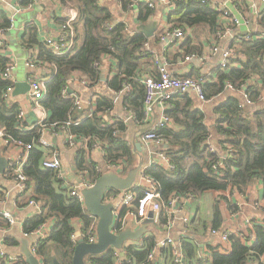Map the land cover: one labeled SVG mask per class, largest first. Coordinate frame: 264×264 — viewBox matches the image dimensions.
<instances>
[{
	"label": "trees",
	"instance_id": "16d2710c",
	"mask_svg": "<svg viewBox=\"0 0 264 264\" xmlns=\"http://www.w3.org/2000/svg\"><path fill=\"white\" fill-rule=\"evenodd\" d=\"M56 1L77 12L72 21L75 32L72 49L63 55L53 53L39 39L37 26L33 22L25 23L19 39L21 47L28 52L34 51L31 56H36H33L35 65H48L52 69L46 83V95L41 101L48 118L27 131L19 129L23 124L17 118L19 105L14 101L9 104L5 102L2 92L7 82L0 77V129H3V137L9 141L8 145L17 142L36 145L43 129L57 130L69 123L67 128L71 134L81 138L90 137V141L95 140L101 145L104 151L102 162H120L121 174L124 175L136 166L137 148L124 139L127 126L123 120L113 119L109 122L104 118L103 115L113 109L111 98L100 94L91 106L77 108L73 97L69 93L65 97L63 90L71 89L73 81L70 78L74 73L80 74L88 87L97 85L101 79L103 58L107 56L116 70L115 75L107 79L108 88L119 92L129 84L130 90L122 94L123 104L131 111L133 120L143 122L144 87L140 73L149 71L150 75L157 77L154 53L143 49V46L149 40L158 41L159 36L147 38L136 29V23L127 22L123 17L136 12L137 21L145 23L154 16L156 8L149 7L144 1L137 2L133 7L132 0H112L120 9L119 18L110 1ZM33 4L34 0H19L23 8ZM166 13L170 25L167 30L182 28L184 34L188 33L179 47L180 57L190 53L201 54V44L190 43L193 39L191 33H195L196 26L204 25L213 37L222 28L220 12L195 0H178ZM66 19L59 21L62 24ZM257 21L264 27V12L258 15ZM11 24L8 13L0 10V32H6ZM234 44H237V52L244 58L232 61L225 68L215 67L203 75L206 80L202 86L203 93L212 99L211 103L199 107L194 97L185 93L173 96L164 111L176 127L165 123L156 133L164 139V152L172 168L152 163L142 170L143 175L156 181L162 205L167 203L171 194L179 197L190 194L194 198L206 191L236 190L246 194L256 182L261 183L264 197V105H260L259 101L260 93L264 90V37L242 39ZM8 60L0 54V72ZM226 84H230L232 89H227ZM242 91L255 108L242 104ZM212 132L217 136L215 145L217 150L224 153L223 157L217 150L211 152L209 149L208 140ZM1 149L5 150L4 147ZM43 154L41 147H32L23 166L27 187L32 189L28 199L40 201L42 211L24 219L22 229L30 233L50 221V233L37 242L36 256L42 264H53V257L61 264H71L76 244L71 238L72 234L79 231L86 241L89 230L96 226V219L86 211L83 202L69 197L65 189H61L62 181L53 170L41 167ZM219 161L222 166L213 169L212 165ZM75 164L92 183L102 174L97 171L98 164L91 161L84 151L77 152ZM131 190L137 195L141 194L139 188L133 187ZM221 199L226 197L220 195L214 200L211 230L221 229ZM227 203L230 211L236 210L234 205ZM166 221L165 208L162 207L157 222L164 224ZM203 226L206 227L205 222ZM0 227H8L1 215ZM250 235H253V239L248 243ZM227 240L230 244L228 251L220 252L218 247H214L210 249V255L204 257L198 253L197 244L183 236L179 239L182 260L175 262L171 251L163 249V256L168 257L165 264H264V219L251 221L245 239L232 232L228 233ZM155 242L154 236H148L140 247H125L120 264H146ZM0 264L8 263L0 259ZM15 264L26 263L19 260ZM85 264H117L114 250L89 255L85 257Z\"/></svg>",
	"mask_w": 264,
	"mask_h": 264
},
{
	"label": "crops",
	"instance_id": "0c3cea01",
	"mask_svg": "<svg viewBox=\"0 0 264 264\" xmlns=\"http://www.w3.org/2000/svg\"><path fill=\"white\" fill-rule=\"evenodd\" d=\"M106 1H110L112 3L113 8L116 10V16L120 18V9L116 7L112 0ZM223 1L224 0H213V2L208 6L213 8L215 4H220ZM230 1L232 4L229 8L232 14L236 17H239V19L245 17V19L248 20L247 25L241 24L236 28V30L240 33H254L259 31L261 25L258 24L257 18L262 12V0H254L256 3L254 4V8L248 5L249 2L247 0ZM35 5L42 9L40 14L41 19L39 21L27 20L22 22L17 31L18 42L21 34L23 33L24 25L27 22H33L36 24L38 37L41 41L45 37H56L60 26L59 19L65 17L68 18L75 11L72 8L62 6L56 0L38 1L37 3L24 8L21 7L16 0H7L3 4L0 3V10H5L12 20L11 28L5 32L4 48L0 54L4 55L9 60L11 58L15 59L17 63L16 67L13 69V78L15 83H28V79L31 76H44L50 78L52 75V69L48 65H39L40 67L38 66L34 68H28L26 66L27 70L26 73H24V78H18L15 71L17 70L19 64L16 57L9 49V33L14 28L15 17L17 13L30 10ZM161 6L162 5L160 4L156 6L154 16L147 21L149 22L152 19L157 21V28L152 37L157 35L160 36L163 30H167L170 27V25L167 23V11L162 9ZM136 17V12H134L132 15L124 16L123 19H125L127 22L129 20L133 24L136 23V26L140 23H143L137 21ZM195 30V33H191L193 39L190 40V43L196 45L201 44V54L205 56V60L203 62L195 59L191 61H183L182 57L179 56L178 52L181 51L179 47H181V45L185 42L188 34L187 32L184 34V38L170 39L168 42L165 41V45L160 42V39H158V41L152 39L148 42L150 51L154 53V58H161V61L167 65L169 72L173 75L191 76L195 78L198 76H203L206 73L213 71V68L218 67V53H210V45L213 42L214 37L210 35L209 31L206 30L204 25L200 24L196 26ZM232 43L233 38L230 36H225L219 39L218 47L224 48L226 46H231ZM30 52L31 55L34 53L33 50H30ZM30 52H27L28 56H30ZM33 56H35V54ZM148 70H150V68H148ZM115 71L116 70L113 67V63L109 60V57L106 56L103 58V68L100 82L93 87H88L87 85L80 82L79 79L82 78V76H80L78 73H75V79L72 80L73 82L71 84V91L72 93L75 92L79 96L82 107H88V105L91 106L90 104H92L100 94L107 95L111 98L113 102V109L110 112L105 113L103 116L109 122H112L113 119L123 120L127 126V129L123 134L124 139L135 146L136 143H139V149L136 151V165L141 163L142 171L144 168L152 164V162L155 160V153L157 151L154 145L146 143L142 140V135L160 121L162 115L161 107L157 105L151 115L143 122H136L133 120L131 111L127 110L123 104L122 94L120 92H114L107 86V79L112 78L115 75ZM148 72L149 71L140 74H149ZM27 91L19 94L18 96H13L12 92L11 97V102H16L19 105V110H22L24 113L23 127L25 131L31 129L35 124H39L42 112L40 108H36L33 103L29 102L26 97ZM186 93H189L194 97L195 104L197 106L205 107V105L199 101L192 91H188ZM241 100L242 104H245L242 96ZM259 101L260 105H264V95ZM252 106L255 108L254 104ZM166 124L170 127H176L173 123H171L170 119ZM21 130L24 131L23 129ZM0 131H3V129H0ZM42 131L43 137L52 143V150L54 153H56L61 161V172L64 175V179L61 180V189H65L66 187H77L83 183V181H89L87 175L81 173L76 167L75 163L78 151L81 150L86 152L87 157L97 164L103 163V155L98 147H91L90 150H87L85 141H80V139L75 141L73 138L68 141L66 132L62 130L57 132V135L55 136H52L50 133H48V129H43ZM2 139H0V158L6 160V163L19 154H22L24 151L22 147L14 143L5 145ZM216 140L217 136L214 132H212V137L209 138L208 145L215 150H217L215 145ZM2 147H4L5 150H2ZM217 152L221 157L224 156V153L220 150H217ZM138 181L139 178L136 180V183ZM31 190V187L28 186L24 193L18 191L15 182L11 179H5L3 177V172L0 173V211L10 212L15 219V223L9 227L3 237L0 236V239L2 238L0 246L6 255L19 259L21 258L22 260H24L23 248L30 249L32 243L37 240V236L35 234L25 236L22 229L23 220L35 214L34 208L28 204V198L31 195ZM220 195L226 197V199H221L219 203V210L222 220L221 229L216 233H212L210 224L213 216V204L214 200ZM227 202H230L232 205H234L236 210L230 211L228 209ZM186 214H188L190 218L188 224L189 226H186L182 222V217ZM158 216L159 212H155L153 214L152 222L145 223L144 221L142 224L138 225L134 224L132 220H128L124 228L129 227L132 229H137L143 225L146 228L151 226L152 228L146 229L144 235L154 236L156 241H159L166 236H171L177 244H179V239L181 237L187 236L197 244L198 253L204 257L209 256L210 249L214 247H218L219 249L223 246V250L221 249L220 252H225L229 250L230 244L229 242L225 243L221 240L220 236L223 232L247 233V228L250 226L251 221H263L264 197L262 196V185L258 182L254 183L251 187H249L246 194L239 193L236 190L206 191L199 197L185 201L181 204L179 211L174 215L173 224L170 229H167L164 224H159V222H157ZM47 222L50 223V221ZM204 222L206 223V227L203 226ZM154 229H156V231ZM160 257L161 255L159 253L156 254L154 263L163 264Z\"/></svg>",
	"mask_w": 264,
	"mask_h": 264
},
{
	"label": "built area",
	"instance_id": "2783aa9c",
	"mask_svg": "<svg viewBox=\"0 0 264 264\" xmlns=\"http://www.w3.org/2000/svg\"><path fill=\"white\" fill-rule=\"evenodd\" d=\"M7 0H0V3L3 4ZM19 4V0H16ZM38 1H44V0H34V4ZM48 1V0H45ZM144 1L148 4L151 8H156L158 4L163 6V9L168 11L170 8H172L175 3L178 0H132V5L135 6L137 2ZM198 3L210 5L213 0H195ZM249 3L248 5L250 7L254 8V0H247ZM262 3H264V0H262ZM232 2L230 0H224L220 4H215L214 9L218 10L221 14L220 19L222 22V28L215 37L213 38V42L210 45V53L216 54L218 53L219 59H218V66L221 68L227 67L232 61L237 59H243L244 57L240 55L237 52V44L226 46L224 48L218 47V41L219 39L230 36L233 38V42L236 43L242 39H248V38H262L264 37V27L260 26L259 31L256 32H246V33H240L236 30L238 26L241 24H248V20L245 19V17L239 19V17H236L232 14L230 10V5ZM262 12H264V8H262ZM77 12L74 11L72 15H70L64 23H60L58 33L56 37H45L42 41L44 42L45 46L50 49L53 53L57 55H63L68 53L74 44V28L72 26V21L76 18ZM11 28L9 26L6 31H8ZM4 35L5 32H0V53L3 51L4 48ZM176 38H184V32L182 28H174L172 30H165L160 34L159 39L162 44L165 45V41H169L170 39H176ZM143 49L150 50L148 42H146L143 46ZM36 57V56H35ZM35 57L30 56L26 60L25 65L28 68H34L38 67L35 65L34 59ZM183 61H191L193 59L198 60L200 62H203L205 60V56L202 54L197 53H190L187 55H184L182 57ZM155 63H156V71H157V77H154L150 74H144L140 76V81L144 87V97H143V111H144V118L147 119L151 113L154 111L155 107L159 105L161 107L162 115L161 119L158 123L152 126L150 130H148L146 133L142 135V140L146 143L152 144L156 147L157 151L155 153V160L152 163H158L162 165L165 168H172V165L169 162V158L166 156L164 150L166 148V144L164 142V139L157 135L156 130L161 128L165 123L169 121V118L164 114V111L169 107L170 100L173 96L185 94L188 91H192L195 96L199 99V101L206 105L211 103L212 99L207 98L203 93V83L206 82L205 78L203 76L198 77H186V76H176L169 72L167 65L161 61V58L155 57ZM17 63L15 59L11 58L8 60V62L5 64L4 68L0 72V77L4 81L7 82V86L2 92V97L5 100L7 104L11 102L12 92L15 86V81L13 78V69L16 67ZM43 66V65H41ZM40 67V66H39ZM49 77H42V76H31L28 79V85L29 89L27 91V99L29 102L33 103V105L36 108L41 109V116L39 120V124H42V122L46 121L48 118V115L43 108L41 101L44 99L46 95V83L48 81ZM72 80L75 79V73L71 76ZM82 84H87L86 80L83 78L79 79ZM227 89H232V86L230 84H226ZM130 90V85L126 84L119 92L121 94L127 92ZM67 93H69L73 99L74 104L77 108H80L81 106V100L79 96L74 92L70 91L68 88L66 90H63V95L67 97ZM264 90L260 93L259 100L263 98ZM242 97L245 101V104L252 106L253 103L250 102L247 95L243 93L242 91ZM244 105V104H243ZM17 118L20 120L21 123L24 122V113L22 110L18 111ZM69 123H67L68 125ZM63 126L60 127L57 130H48V133H50L52 136L57 135V132L60 130L65 131L68 136V141H70L72 138L73 140L80 139V141H85L87 150H90V148L98 147L102 155H104V151L101 147V145L94 141H90V137H76L74 134H71L68 131V128ZM24 125L20 124L19 129L24 130ZM43 132V131H42ZM3 131H0V139L3 140L4 144H9V141L5 139ZM16 145H19L24 149L22 154H19L12 160L8 161L6 168L3 171V177L5 179H11L15 182L16 187L18 191L25 192L27 190V184H26V176L23 174V166L27 160L28 156V150L31 149L34 146H39L41 149H43L44 154L42 159L40 160V164L44 169L53 170L56 173V176L58 179L63 180L64 175L61 172V161L60 158L56 155V153L52 150V143L43 137V133L40 135V137L37 140V144L33 145L30 144H22V143H15ZM209 146V145H208ZM209 149L211 152L215 151L214 148L209 146ZM230 153V150L227 151ZM217 166H222V162L219 161L218 163H215L212 165L213 169H216ZM98 172H108V171H114L117 173L122 172V164L120 162L115 163H102L98 164L97 166ZM13 175V177H11ZM93 185L90 181H83L80 185L77 187H66L65 192H67L69 197L76 198L77 200L83 202V196L81 194V189L89 188ZM135 188H139L141 191V194L137 195L134 190H121V191H109L105 194L104 200L105 201H112L113 202V225L111 226V230L116 233L119 232L121 229H123L127 223L128 220H132L134 224H142L147 218L148 213L152 212L153 214L155 212H160L161 208H165L167 221L164 223L165 227L167 229H170L173 224L174 215L179 211L181 204L185 201H189L193 199L194 197L190 194H188L185 197H179L177 195L171 194L169 196V199L165 205H162L159 201L160 194L157 188V183L152 178L145 176L142 174L139 177V181L135 184ZM28 204L31 205L34 208L35 213L39 214L41 213V203L40 201H37L35 199H29ZM123 212V214H122ZM0 215L6 219L8 223V227H0V236L3 237V235L6 233V231L9 229V227L15 223L14 216L7 211H0ZM189 215L186 214L182 217V222L188 226L189 223ZM153 221V220H152ZM249 221V220H247ZM212 233H216L217 231L211 230ZM25 236L35 234L37 236V240L34 241L31 245L30 250L35 253V247L37 245V242L41 239H44L48 237L50 233V223L45 222L41 226H39L37 229L30 233L23 232ZM239 236H241L242 239H245L246 233L244 232H237ZM78 237H81L76 235L75 233L72 234L71 238L75 241H77ZM146 235H144L142 238L138 240H129L125 243L122 251L124 253V248L127 246H135L140 247L143 244V241L146 239ZM221 240L225 243L228 242V232H223L221 234ZM250 240L248 243L253 239V235H250ZM2 239V238H1ZM0 239V244H1ZM97 241V233H96V226H92L89 230L88 237L86 239V242L88 243H95ZM223 248L220 247L218 250L220 251ZM168 250L171 251V254L175 260V262H180L182 260V253L180 249V244H177L171 236H166L165 238L156 241L154 247L149 252L147 256V263L146 264H156L154 263V258L156 254H160L161 262L167 263L168 257H164L162 251ZM114 250V256L116 258V263L120 264L123 260L124 255H120V251L117 249ZM223 250V249H222ZM0 259L5 260L8 264H15L19 260H22L21 258L16 257H10L6 255V253L3 251V249L0 246Z\"/></svg>",
	"mask_w": 264,
	"mask_h": 264
},
{
	"label": "water",
	"instance_id": "95a60500",
	"mask_svg": "<svg viewBox=\"0 0 264 264\" xmlns=\"http://www.w3.org/2000/svg\"><path fill=\"white\" fill-rule=\"evenodd\" d=\"M262 8H264V3L262 4ZM156 28L157 21L155 19L136 26V29L147 38L154 35ZM28 89L29 85L27 82H16L13 96H18ZM69 90L71 91V89ZM136 148L139 149V143H136ZM6 166V160L0 158V173L4 171ZM141 168V163H139L124 175L114 171L104 172L91 187L81 189L84 207L96 219L97 241L95 243H88L82 237H78L73 250L71 264H85V257L102 254L108 249H117L120 251V255L123 256L122 249L127 241L138 240L144 236L147 229L144 225L137 229L126 227L114 233L111 230V226L113 225V202L104 200L105 194L110 190L121 191L132 189L135 186L136 180L141 175ZM152 220L153 213L149 212L145 223L152 222ZM75 234L80 236L79 231H76ZM23 256L26 264H42L39 257L30 249L23 248ZM52 262L53 264H61L55 257L52 258Z\"/></svg>",
	"mask_w": 264,
	"mask_h": 264
},
{
	"label": "rangeland",
	"instance_id": "374dc122",
	"mask_svg": "<svg viewBox=\"0 0 264 264\" xmlns=\"http://www.w3.org/2000/svg\"><path fill=\"white\" fill-rule=\"evenodd\" d=\"M41 12L42 9L35 5L32 9L26 10L20 13H17L15 17L14 28L9 33V49L11 50L12 54L16 57L18 61V68L15 71L18 78L23 79L24 73H26V65L25 62L28 59L27 50L20 46L18 39H17V31L22 22L27 20H36L39 21L41 19ZM118 17V16H117ZM152 228L151 226L147 227V229ZM156 231V229H154Z\"/></svg>",
	"mask_w": 264,
	"mask_h": 264
}]
</instances>
